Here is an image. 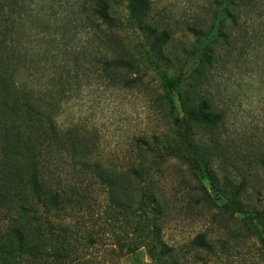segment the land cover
I'll list each match as a JSON object with an SVG mask.
<instances>
[{
    "label": "rangeland",
    "instance_id": "obj_1",
    "mask_svg": "<svg viewBox=\"0 0 264 264\" xmlns=\"http://www.w3.org/2000/svg\"><path fill=\"white\" fill-rule=\"evenodd\" d=\"M83 1L25 0L19 24L9 19V46L24 57L44 55L34 61L37 72L26 58L18 84L43 93L50 64L63 49L67 60L79 59L80 80L55 106V120L80 132L118 171L146 160L150 191L161 206L156 228L174 249L166 264H264V231L257 218L264 216V18L255 21L260 27L252 47H230L229 30L223 32L228 39L204 45L194 31L208 32L216 0H148L147 14L137 18L129 16L127 0H112L110 15L119 29L85 23L69 41L61 39L60 22L80 11ZM39 24L50 29L38 30ZM144 24L155 30L150 39L140 28ZM105 57L122 58L128 68H108ZM163 76L181 78L179 91L190 104L207 100L208 112L222 115L216 127L184 119L182 109L172 106L175 97L166 94ZM22 164L21 155L7 153L0 134L1 244L26 201L15 184ZM73 215L39 211L46 235H59L46 246L53 264H159L145 248L133 252L138 243L129 248L123 234L111 237L117 228L92 226L86 212L79 234L71 238L62 222L68 224ZM199 236L208 250L194 245Z\"/></svg>",
    "mask_w": 264,
    "mask_h": 264
},
{
    "label": "trees",
    "instance_id": "obj_2",
    "mask_svg": "<svg viewBox=\"0 0 264 264\" xmlns=\"http://www.w3.org/2000/svg\"><path fill=\"white\" fill-rule=\"evenodd\" d=\"M111 1L84 0L80 11L76 9L63 23L60 22L57 32L61 39L69 41L72 35L87 26L85 23L119 29V22L110 15ZM127 1L129 16L137 18L147 14L148 0ZM24 8L25 0H0V134L7 153L22 156V174L15 184H19L16 186L19 198L26 199L19 205L13 227L2 244L4 237L0 235V264H21L15 258L24 256L37 260L33 264H53L48 260L53 254L47 253L46 246H51L52 238L55 241L59 235H46L42 225L45 219L39 217L40 210L48 215L49 208L56 209L63 216L68 210L75 214L71 220L66 218L68 224L62 222L65 230L70 229L71 238L79 234L85 218L83 213L86 212L92 226L117 228L111 237L123 234L129 248L134 241L138 243L133 252L145 248L151 262L166 264L174 249L163 243L156 228L161 206L159 199L150 191L151 170L146 166V160L135 161L124 172L118 171L99 157L94 145L80 132L64 128L55 120L52 112L55 106L67 100L69 88L80 80L79 59L67 60L63 49L58 56L60 59L50 64L48 84L43 93L32 86L18 84V75L28 57H24L18 47L13 49L9 46L8 22L11 18L19 24ZM263 18L264 0H216L208 32L194 31V35L207 45L215 39H228L223 32L229 30L234 34L230 47H252L255 41L253 32L260 27L255 25V21ZM32 25L37 29V23ZM37 27L38 30L50 29L47 24ZM140 28L148 39L155 34L150 24ZM37 56L43 58L44 55L36 52L28 59L33 63ZM103 64L108 68H128L122 58L105 57ZM33 68L35 72L39 71V64L34 62ZM162 82L166 94L177 101L172 106L182 109L184 119L209 127H216L222 119V115L208 112L211 105L207 100L197 105L185 100L179 91L180 77L163 76ZM181 137L185 145L186 138ZM161 139L168 140L167 136ZM261 163L264 167V161ZM257 218L264 231V216L258 215ZM193 243L196 247L209 249L204 236L197 237Z\"/></svg>",
    "mask_w": 264,
    "mask_h": 264
}]
</instances>
